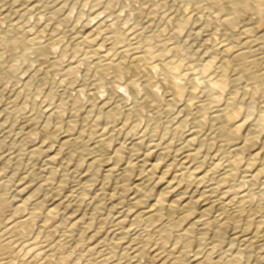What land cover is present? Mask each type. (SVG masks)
<instances>
[{
  "label": "bare ground",
  "instance_id": "bare-ground-1",
  "mask_svg": "<svg viewBox=\"0 0 264 264\" xmlns=\"http://www.w3.org/2000/svg\"><path fill=\"white\" fill-rule=\"evenodd\" d=\"M152 1L154 2L155 0ZM174 1L179 3L176 8L177 11L175 13L173 11V19L178 21L177 26L174 24L176 28H170L169 32H167L168 34L163 35L160 30L161 27L160 29L150 27L149 23L147 36L141 38V36H135L134 34L133 37L132 35V39L135 41L133 47L117 45L118 42L116 40L119 38V35L116 33L112 34L109 31L110 29L107 27L104 28V24H98L102 20L97 21V24L91 21L92 27L86 28L84 25L80 26L78 30V35L80 36L77 40L79 43H85L88 40H93L98 37L104 39L102 45L99 47L90 50L87 48L86 54L88 57L96 59L93 63L94 67H96V75L93 82L101 83L104 80L102 75L105 71L109 72L110 76L112 75L110 81L102 83L105 85L106 91L109 94L108 100L102 103L99 102L95 108L98 112L99 110L102 111L99 114V119H96L97 121L101 120L103 122V127H101L102 129L100 131L103 137L102 139L116 144L114 153L108 157L112 163L104 169L102 186L98 190L93 191L92 195L96 205L93 206L91 211L89 210L90 212L87 210L88 212L85 211L84 214L79 211L83 205V194L89 190V187L94 182L96 168L106 159L104 155L106 152H102L103 150L101 148L103 147L101 145L100 148L99 142L93 144L92 149L94 150L90 157L91 165L88 169V177L87 179L85 178L86 181L81 184L80 189L76 187L77 189L75 188V190H72L63 198H57L59 195L56 192L61 191L60 188L66 183L67 179L62 177L60 183L54 184L52 179H54L57 168L54 167L55 165L50 166L52 169L51 174L45 176L43 180L50 187L52 186L51 191L58 196L51 205L50 210L46 213L39 211L40 205L45 202L44 199L38 197V191L40 189L34 190L21 201L18 196V193L21 191V186H18L15 189L16 191L13 192L9 187L11 185L10 178L3 179V172L0 170V183L4 181L5 185L8 186L2 188L1 185L4 184H0V201L14 206L13 214H16L24 207L31 209L28 216L20 221L19 228H21V231L19 229V232L26 231L37 219H41L42 217V227H44L51 215L60 217V227L62 229L61 240L55 243H49L39 235L36 236L27 244L25 249L27 250V254L24 252L26 256L23 258L16 255L18 251L13 253L12 249L16 248L15 246H18V244L16 242L17 239L9 237V232L7 235L9 238L7 236H5L6 239L0 238L8 246L7 252L2 253L4 255L1 258L3 260L2 262H7L8 264H58L52 258L54 255L52 252L56 248L63 244L71 243L74 249L78 244L89 243L91 251L98 250L107 259L113 257L117 253L116 249L120 248V258H128L126 264H235L239 253L245 254L246 260L243 264H264L260 262L261 253L264 250V16L261 14L260 6L252 4L250 6L247 23L243 20L246 25L243 24L244 27L239 34L246 31L245 26L247 25H263L262 31L254 38L255 40L252 39L255 41L253 45H250L251 42L249 43L247 40L234 43L231 40L234 30L232 31L229 28V23L232 20H236L239 13L243 11L246 13L244 9L245 0ZM4 13L0 10V20L8 17V14L6 15ZM31 21H27L23 25L6 28V30L0 27V44L9 49L13 59L12 62L9 63L8 61L6 64L4 61L5 58L2 59L0 55V79H6L7 83L8 81L10 83L15 81L16 73L21 68L28 74L29 70L32 71L39 64L38 62L41 58H52L51 56L55 49L56 34L46 32L48 31L47 29L44 31L42 29L44 27L41 28L38 25V27L36 25L34 27ZM187 21H191L192 24L185 28L183 23ZM158 23L155 24L158 25ZM166 23L163 29H165ZM183 27L186 32L183 34L182 39L178 41L179 37L182 36L181 31H183ZM216 29L221 32V36L218 39H216L217 37L212 38L213 31H216ZM245 33L244 35H246ZM213 35H217V31ZM155 39L159 42L156 47H160L161 49L149 51L147 48L148 42ZM120 42L122 41L120 40ZM87 62L85 61V63ZM125 73L130 74V76L125 77L126 81H122L123 86L121 88L119 87V89L116 84L122 78V75L125 76ZM139 86H142V88L148 91V94L142 100H139L136 97L137 94H135L136 88ZM155 87L159 88V90L162 89L161 91L164 93V100L166 101L164 104L166 103V106L163 109H166V112L176 110L178 115H182L177 131L180 129L179 127H184V124H187L189 121L190 126L186 134L182 132L185 138L183 140L180 138L179 141L181 142H176V145H172L163 140L150 139L145 152L140 154L138 150L140 148L138 147V139L136 136L133 137L134 134L126 135L122 140L117 141L114 134L116 129L114 121L110 117L113 116L111 115L113 112L118 111L120 106L123 105V99L126 98L127 92L130 91V95L127 96L129 98L132 97V100H130V105L124 108L123 112L127 119L131 115L137 118L139 116V109L143 103H146L154 96ZM89 91L90 99L97 94L94 88L89 89ZM64 99H62L60 104L62 107L66 103H69V101L77 107L80 100L77 96L71 99ZM219 99H223L222 104H217L218 102L213 104L215 102L214 100L219 101ZM12 101H10V104H12ZM179 103L181 104L179 105ZM6 105L5 107L7 108L4 105H2L4 108H1L2 106L0 105V117L4 112L6 114L10 113L7 112L10 109ZM90 108L88 110V113L90 112L89 115L93 110V107ZM204 110L209 111L208 124H205L203 121L204 118H202V112ZM13 122L15 121L13 120ZM1 123L3 122L1 121ZM1 123L0 143L3 141L2 137L5 133L3 129L4 124L2 125ZM6 131L11 132L8 129ZM53 131L55 132V130ZM43 132L44 140L35 149L45 152L48 150L49 145H51L50 143H52L50 133L52 134L53 132L47 126L44 127ZM182 133L181 135H183ZM6 135L7 133H5ZM139 137H145L144 133ZM235 137H239L240 142H235ZM61 139L58 150L56 149L54 153L52 151L53 154L48 153V165L53 164L58 154L66 149L68 151L71 150L70 152L73 150L77 152V148H80V151H78L80 154L85 152V150H89L85 147V137L82 135L78 134V136L70 137L68 134ZM214 142L217 144L216 147L214 146ZM153 149L157 150V158L154 162L149 160V153ZM125 150L129 152L128 161L126 166L121 168L118 166V163L122 159ZM241 157L247 163L240 170L242 171L241 181H235V177H233V166L235 162L240 161ZM69 160L71 161L72 159L70 158ZM70 161L62 164L60 162L59 164L61 165H58V168L61 171H65L62 169L66 168ZM253 162H257L258 165L255 171L251 172L250 169V171L248 170V166ZM132 163L138 164L140 173L133 179L131 186H128L124 181L126 178H123L121 181L120 179L116 181L115 187L113 186V191H106V182L115 175L114 173L119 172L121 176L127 177L125 175L131 171L130 168L134 165ZM220 167L222 169L221 173H219ZM32 171L33 169L31 168V173H28V175L33 174L34 172ZM256 178H261V181L258 183V181H255ZM223 181L228 183L225 191L230 192L232 195L228 198L226 194L228 199H224L216 194L220 182ZM204 183H209V187L205 188ZM241 184L248 185L246 187L247 189L239 190V187L242 186ZM128 189L131 190V193L128 197V204L126 203L127 205L124 204V206L121 198L126 194L125 191ZM151 189L157 190V194L155 193L156 196L152 199H150ZM42 190L44 191L43 188ZM115 198L119 202L111 204V201ZM236 199H238L237 203L235 202L237 205L233 203ZM104 201H107V205H110L108 206L110 212L108 210L107 212L108 215L110 213L112 214L109 216L110 219H108L111 220L112 226L107 229L105 236L93 242L86 237L85 230L91 229L93 233H98L99 226L101 225L94 226L92 219H94V214L100 210L101 203H104ZM214 203L217 204L218 211L214 219L211 220L207 213H209V208ZM232 203L234 207L232 208V212L229 211V219L233 226V237L228 242L229 246L226 245L227 249H223L222 251L219 248L221 251L219 250V252L217 250L218 253L215 255L214 253L217 247H220L219 240L221 237L219 224H216V222L221 221L223 213H225L224 210L229 208ZM134 208L137 210L133 212ZM187 213H194L192 218L189 217L190 220L188 223L186 222L187 220H184L186 219L185 216L187 217ZM244 213H246L247 226H249L248 224H250L254 215L256 217V214L260 213L261 216V219L254 221L255 227L249 233L247 232V227L240 228L238 224V221ZM183 216L184 218H182ZM177 217L179 220L182 218L187 225H183L184 227L178 226L179 224H176ZM142 219L146 223L144 227L140 225ZM156 221L159 222L158 228H155L156 230H153V228V231H151L150 227ZM210 224L213 226V236L211 235V240L207 241L206 236ZM78 226L80 227L79 229ZM192 229L197 231L195 244L197 243V246L200 247L201 245H205L206 247L204 254H201L202 251L200 253V248L194 253L192 252L193 254L190 256L186 254V249L190 247L189 232H192ZM167 231L173 234L174 241L170 242L173 243V246L178 247L177 251L170 249L172 247L165 249V243L167 241L165 242L164 234ZM191 234L194 235L193 232ZM92 236L94 235L91 234ZM91 237L89 236V238ZM152 244L155 245L154 248H151L150 245ZM37 246H40V251L35 249ZM118 259L114 261L116 264H120ZM241 260L244 259L242 258ZM77 262L81 264H93L89 259L85 262L82 255L75 259V264ZM239 264H241L240 261Z\"/></svg>",
  "mask_w": 264,
  "mask_h": 264
},
{
  "label": "rangeland",
  "instance_id": "rangeland-1",
  "mask_svg": "<svg viewBox=\"0 0 264 264\" xmlns=\"http://www.w3.org/2000/svg\"><path fill=\"white\" fill-rule=\"evenodd\" d=\"M179 1H181V0H179ZM178 4L179 3H177V1H174V0H155L154 2L152 0H43V1L42 0H0V8H1L0 10L3 13L6 12L4 14H6V15L8 14L7 18H3L2 20H0V27H2V29L6 30V28L8 29V28L14 27L16 25H23L27 21L32 20L31 22L34 24V27H35V25L36 26L38 25L41 28L44 27V28H42L44 31H46V29H47L48 31H46V32L53 33L54 35L56 34L55 35V49L53 50V54L51 56L52 58H48V59L41 58L40 61H42V60L43 61L41 63L39 61L38 62L39 64H37V66H35V68L32 69V71L29 70L28 74H27V72H25L21 68L22 70L20 69L17 71L18 73H16V79L14 82L13 81L11 82L12 84L9 81L7 83L6 79H4V80L0 79V91H1L0 92L1 93L0 94V105L1 106L4 105V107H5V105L7 104L6 106H8V108L10 109L9 111H7V112H10L9 114L8 113L6 114L4 112L0 117V123H1V121L3 122L1 124L2 125L4 124L3 129H4V132L7 133L6 136L4 133V135L2 137L3 141L0 143V170H2V172H3V175H2L3 179H5V178L9 179L10 178L9 180L11 182L10 183L11 185L9 187L12 189L13 192L16 191L15 189L18 186L19 187L21 186V191L18 193V196H19L21 201H23L24 198H26L34 190L40 189L39 191H41V192L38 191V195H39L38 197L44 199L45 202L40 205L39 211L46 213L48 210H50L51 205L54 203V201L58 195L59 196L57 198H63L64 196L68 195V193H70L72 190H75L76 187H78V189H80L81 184H83L88 177L87 173H88V169L91 165L90 157L92 156V151L94 150V149H92L93 144L99 142L100 148H101V145L103 147V148H101L103 150L102 152L103 153L106 152L104 154L106 156V159L104 160V162H101L99 167L96 168V170H95V177L96 178H95L94 182L91 184V186L89 187V190L83 194V205L81 206L79 211H80V213L84 214L85 211H87V210L91 211L93 209V206L96 205L95 200L93 199V195H92L93 191L98 190L102 186V183L104 181V178H103L104 177V169L107 165L112 163L108 159V157L114 153V150L116 148V144L114 142H107L104 139H102L103 137L101 136L100 131L102 129L101 127H103V124H102L103 122H101V120L97 121L100 117L99 114L102 113V111L99 110V112H98V110L95 109L97 107V105L99 104V102L102 103V102L108 100L109 94L106 91L105 85L102 83L105 81L106 82L110 81L112 75L110 76V73L105 71V73L102 75L103 76L102 78L104 80L102 79L103 81L101 83L100 82H93L94 81L93 79H95L94 77L96 75L95 74L96 73L95 72L96 67H94L93 63L95 62L96 59L93 57H88L86 54L88 49L90 50V49L97 48L100 45H102L104 39L102 37L101 38L98 37V38H94L93 40H88L85 43L84 42L79 43L77 40L79 39V36H80V35H78V30L80 29V26L84 25V26H86V28H88L90 26L92 27V22H94V24H97V21L99 22L102 20L98 24H101V23L104 24V28L107 27L108 29H110L109 31L112 32V34L116 33L119 35V38H117V40H116L118 42L117 45L122 46V47L124 45H125L124 47H126V46L127 47H133L135 44V41L132 39V35L134 37V34H135V36H139V37L141 36V38L144 36H147L148 32H149V29H148L149 23H150V27H156L159 29L161 27L160 30H161L163 35H167L168 34L167 32H169L170 28L173 29L175 27V25L177 26L178 21H175L173 19V14L177 11L176 8H177ZM252 4L259 5L260 9H261L260 10L261 14H262V16H264V11H263L264 10V0H261V1L260 0H245L244 9H245L246 13H244V11L242 13H239L238 18L236 20H232L229 23V28L232 31L234 30L232 32L233 34L231 36V40L234 41V43H238L242 40H244V41L247 40V42H249V43L251 42L250 45H253L255 42L254 38H256L257 35L262 31L261 29L263 28L262 27L263 25H260V24L253 25V26L247 25V26H245L246 31H244V32H246L245 33L246 35H244V32L240 33L241 35L239 34L241 29H243V27H244V25H243V24H245L244 22L247 23V20L249 17L248 14L250 11V6ZM172 5H174V6H172ZM15 9H16V11H15ZM22 10H23V12H22ZM173 11H174V13H173ZM171 14H172V16H171ZM168 17H170V18H168ZM4 19H6V20H4ZM103 19H105V20H103ZM166 19H168V20H166ZM243 20H244V22H243ZM150 21H153V22H150ZM164 21H166L167 23ZM188 22H189V24H187ZM36 23H38V24H36ZM155 23L156 24L158 23V25H156ZM165 23H166V25L164 27L165 29H163V26ZM190 24H192L191 21H187V22L183 23L185 28L189 27ZM160 25H162V26H160ZM41 28H39V29H41ZM182 30L184 31V33L180 29L182 36H180L179 39L177 38L178 41H180V39H182L183 34H185V32H186L184 27ZM216 31H217V35H213V34H216ZM216 31L215 30L213 31L212 38L217 37L216 39H218L221 36V32H220V30H217V29H216ZM165 32H166V34H165ZM120 33L122 34V36ZM243 35L245 36V38ZM252 39H254V40H252ZM120 40L122 42H120ZM157 44H159V42L156 39L150 40L148 42V45H147L148 50L149 51H154L155 49L160 50L161 49L160 47H156ZM2 49H4V50H2ZM0 55L2 56V59L5 58L4 61L6 62V64L8 63V61L10 63L13 60L9 49L7 47L1 45V44H0ZM86 57H87V59L88 58H90V59L85 60ZM85 61L86 62L89 61V62H87L88 64L85 63ZM53 64H54V66H53ZM55 64H56V66H55ZM30 71H31V73H30ZM23 74H25L24 77H23ZM31 74H33V75H31ZM88 75H90V76H88ZM127 76L129 77L130 74L125 73V76L122 75V78H120L118 80V82L116 84V86L118 88L119 87L121 88L123 86L122 81H126L125 77H127ZM27 79H29L30 81ZM24 84H26V85H24ZM37 87H39V88H37ZM91 88H94L95 93H97V94L93 98L90 99L91 96H90L89 89H91ZM158 90H159V88H157V87L154 88V96H152L150 98V100H148L146 103L145 102L143 103V105L139 109V114H138L139 116L137 118H135L134 115H131L127 119L124 115V112H123L124 108L125 107L127 108L130 105V100H132V97H130V98L128 97L130 95V91L127 92L128 96L126 95V98L123 99V105L120 106L118 111L113 112L111 114L113 116L110 117V118H112L111 120L114 121V126L116 128L114 131V134H115V138L117 139V141L122 140L123 137H126V135L134 134L133 137L136 136L138 139L137 140L138 147H140V148H138V150H139L140 154L145 152V150L148 146V143H149L148 141L150 139L163 140L167 143H171L172 145H176V142L177 143L181 142V141H179L180 138H181V140H183L185 138L184 134L187 133V130L190 126L189 125L190 121H189V122H187V124H184V127H179L180 129H178V131H177V127H178L179 122L182 119V115L181 114L178 115L176 110H172L173 112L172 111L166 112V109H163L164 106H166V103L164 104V102H166L164 100V98H165L164 93L161 91L162 89L159 91ZM135 94H137L136 97H138L139 100L140 99L142 100L148 94V91L146 89L142 88V86H139L136 88ZM75 96L80 98L79 103L77 104V107L72 105V103H70V101L68 100V99H71L72 97H75ZM66 98H68L67 100L69 101V103H66V105L64 107L60 106L62 99L66 100ZM11 100H13L12 104H10ZM214 101L215 102H213V104H215L216 102H218L217 104L223 103V99H219V101L218 100H214ZM180 104L181 103H179V105ZM19 106H20V108H19ZM91 106L93 107V110H92L91 114L89 115L90 112L88 113V110ZM4 107L2 106L1 108H4ZM33 107H35V108H33ZM5 108H7V107H5ZM12 109H13V111H12ZM94 109H95V111H94ZM13 112L16 114H14ZM202 113H203L202 118H204L203 119L204 123L208 124L209 123V111L204 110ZM72 116H74V117H72ZM49 117H51V118H49ZM13 120L15 122H13ZM93 121H95V122H93ZM12 123H14V124H12ZM46 124H48V125H46ZM84 124H85V126H84ZM45 126H47L51 132H53L52 134L50 133V136H52L51 142L53 144L50 143L51 145H49V147H48L49 151L48 150H46L45 152L37 151L35 149V147L37 145H39L44 140L43 139V136H44L43 129ZM55 126L57 127V129ZM6 127L11 132L6 131L7 130ZM26 130H28L30 132H28V131L26 132ZM53 130H55V132ZM79 131H81V132H79ZM173 131H174V133H173ZM143 133H144L145 137L140 138L139 136L143 135ZM181 133L183 135H181ZM68 134L70 135V137L71 136L75 137L76 135L78 136V134L84 136L85 137L84 141L86 142L85 147H86V149H89V150H85V152H82L80 154V152H78V151H80V148H77L78 149L77 152L75 150L70 152L71 150L68 151L66 149L67 152H66V150L60 152L61 153V154L59 153L60 156L58 154V157L56 160L53 161V164L48 165L47 164L48 153L50 154V153H52V151L54 153L56 151V149L58 150V146L60 145V142L62 140L61 138L68 135ZM235 135L238 136L237 134H235ZM54 138H55V140H54ZM59 138H60V141H59ZM235 138H236L235 142H240L239 137H235ZM11 141H13V142H11ZM22 141H24V142H22ZM21 143H23V144H21ZM87 144L89 146L88 148H87ZM214 146L215 147L217 146L216 142H214ZM53 148H55V149H53ZM68 154L71 156L69 157ZM73 154H75V155H73ZM156 154H157V150L153 149L149 153V157H150L149 160L154 162L157 158ZM128 156H129V152L127 150H125L122 159L118 163L119 167L123 168L126 166V163L128 161ZM8 158H10V159H8ZM70 158L72 159L71 161L69 160ZM67 160L70 161V163L68 164V166H66V168L62 169L65 171H61L58 167L62 163H67L68 162ZM55 162L57 163V165ZM60 162H61V164H59ZM76 162L79 164H77ZM246 163L247 162H246V160L244 161L243 157L240 158V161L238 160L237 162L234 163V166H233L234 167L233 168V175L234 176L233 177H235L234 178L235 181H241L240 179L242 177L241 176L242 171H240V170H242L243 167L246 166ZM132 164H134V163H132ZM250 164L248 166V170L250 169L251 172H254L255 168L257 167L258 164H257V162H253ZM204 165H206V164H204ZM50 166H54L55 168H57L56 173L54 175V179H52L54 184L60 183L62 177L67 179L66 183L60 188L61 191L59 190L56 192V194L58 193L57 196L55 195L54 192L51 191L52 186L50 187V185L46 184L43 180V178L45 176H49L51 174L52 169ZM5 167H6V169H5ZM7 167H9V168H7ZM31 168L33 169L32 172H34L35 174L33 173L31 175H28V173H31ZM130 169H131V171H129L125 175L127 177L121 176V174L119 172L114 173L115 175H113L109 179V181L107 180L108 182H106V185H105L106 191H108V192H111V190L113 191V186L115 185L116 181H119V179L121 181V180H123V178H126V180H124L125 183H127L128 186L129 185L131 186L133 179L138 175V173H140L139 172L140 168L138 167V164H134L131 166ZM221 170L222 169L220 167V169H219L220 172L219 171L218 172L221 173ZM37 172L40 174L38 175ZM75 174H76V176H75ZM30 176H32L31 177L32 179L30 178ZM2 178H1V180H2ZM260 179L261 178H256L255 181H258V183H259V181H261ZM205 181H207V180H205ZM208 181H209V179H208ZM0 184H4V185H1L2 188L8 187L5 185L4 181H3V183H0ZM18 184H21V185H18ZM208 184L209 183H204V187L208 188L209 187ZM227 184L228 183L224 182V181L220 182L219 187H218L217 192H216V194L218 196H220L224 199H228L229 197L232 196L230 192L225 191L228 187ZM241 185L242 186L239 187V190H244V189H247L246 187H248V185H246V184L245 185L241 184ZM22 186H23V188H22ZM256 186H258V185H256ZM42 188L44 189V191L42 190ZM221 190H223V191H221ZM13 192H10V193H13ZM125 193H124L125 195L121 198L123 205L128 204V197L130 196L131 190L128 189L125 191ZM155 193L157 194L156 189L150 190V199H152L154 196H156ZM220 194H222V195H220ZM226 194H227L228 198H227ZM42 196H44L46 198H44ZM207 196H209V195H207ZM237 201H238V199H236L233 203L235 205H237L236 204ZM106 202L107 201H104V203L103 202L101 203V207L103 209L100 207V210H98V212H97L98 214L95 213L94 219H92L94 226H99V225L102 226V227L99 226L100 228L98 229V233H93L91 229H88L87 231L85 230L86 237L88 239L92 240L93 242L98 241L103 236H105L107 229H109L112 226L111 220H108V219H110L109 216L112 215L111 213L108 215V212H110L109 211L110 208L108 206H110V205H107ZM118 202H119V200L117 198H115V199H113V201H111V204H116ZM123 202H125V203H123ZM233 203L229 206V208L224 210L225 213H223V216H222L223 218H221V221L216 222V224L217 223L219 224L218 226H219V231H220L221 237L219 240V242H220L219 246L220 247H217V249L214 253L215 255L218 253L217 250L218 251L220 250L219 248H221L222 251H223V249L224 250L227 249V246H229L228 242L233 237V226L231 225L232 222H230L231 220L229 219V211L232 212V208L234 207ZM13 207L14 206L9 205V203H7V202L0 201V235L2 236V237L0 236V238L6 239L5 236H7L8 233L10 232L9 237H11L13 239H17L16 242H17L19 247L16 245L15 247L18 250L16 248H13L12 249L13 253H16L18 251L17 252L18 254L16 253V255H18L22 258L25 257L27 254L26 253L27 250H25L27 247V244H29L38 235L43 240H47L49 243H55L56 241L61 240L60 238L62 235V229L60 227V217L59 216L51 215V217H49V220H47L44 227H42V224H43V219H42L43 217H42L41 219H37L33 225H31L29 228L26 229V231L19 232V229L21 231V228H19L20 221L28 216L31 209H29L28 207H24L23 209H21L16 214H13ZM107 210H108V212H107ZM135 210H137V209L134 208L133 212ZM217 211H218V206H217V204L214 203L213 206H211L209 208V213H207V214H209V218L211 220L214 219V216L217 214ZM193 214L194 213H187V217L184 215L186 218L184 220L185 221L187 220L186 222L188 223V221L190 220L189 217L192 218L194 216ZM184 216L182 218H184ZM182 218L179 220L177 217L176 218V224L177 225L179 224L178 226L184 227L185 224L187 225V223L184 220H182ZM222 219H225V220H222ZM257 219H261L260 213H257L256 217L254 215L252 217L250 224H248L249 226H247L246 225V221H247L246 213H244V215L238 221L239 227L240 228H244V226L247 227V229H248L247 232L249 233V232L253 231V228L255 227L254 221ZM177 221H178V223H177ZM179 221H180V223H179ZM181 223H183V224H181ZM211 223H212V225H214L213 222H211ZM158 224H159L158 221H156L155 223H152L153 227L151 225L150 230L151 231L156 230L155 228H158ZM140 225H143L142 227H144L146 225L144 219H142L140 221ZM212 225L210 224L208 226V231H207L208 233L206 236L207 241H210L212 236H213V232H212L213 226ZM79 226H78V229L80 228ZM191 231L193 232V234L195 236L191 234L192 232H189L190 247H188L186 249V254L188 256H190L196 250H199V248H200V253L202 251L201 254H204L206 251L205 245H203V246L201 245L202 248L200 246H197V243L195 244L196 238H197V234H196L197 231H195V229H192ZM194 231H195V233H194ZM91 234H93L94 236L91 237ZM89 236L91 238H89ZM9 237L7 236V238H9ZM191 237H194V238H191ZM164 239H165V242L166 241L167 242L168 241L173 242L174 236L171 232L167 231L164 234ZM167 242L165 243V249H169L170 247H172L170 249H172L174 251L178 250V247L173 246L172 242H170V243L169 242L167 243ZM150 246H151V248L155 247L154 244H152ZM223 246H224V248H223ZM39 247L37 246L35 249H38L40 251ZM75 247L73 249V245L70 243V244H63L62 246L56 248L55 251L52 252L54 254L52 257L53 260L56 261L58 264H75V259L78 256L82 255L84 257L85 262H87V260L89 259L90 261H92L93 264H116L114 261H116L118 258H120V256H119V253L121 252L120 248L116 249L117 253L114 254L113 257H110L109 259H107V257L103 253H101L100 251H98V250L91 251L89 243L78 244ZM22 248H23V250H22ZM7 250H8V246L5 245V241L0 240V264H8L7 262H2L3 260H1L2 256H4L2 253L7 252ZM188 250H189V252H188ZM263 251H262V253H263ZM262 253H261L260 262L264 263V261H263L264 260V255H263L264 253L263 254ZM243 255H244V257H243ZM242 258L244 260H241ZM238 259H240V260H238ZM127 260H128V258H126V257H124V259L123 258L118 259L120 264H126ZM245 260H246L245 254L239 253L237 256L238 262L236 261L235 264H239V261L241 264H243L245 262ZM77 264H81V263L77 262Z\"/></svg>",
  "mask_w": 264,
  "mask_h": 264
}]
</instances>
